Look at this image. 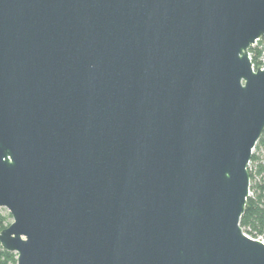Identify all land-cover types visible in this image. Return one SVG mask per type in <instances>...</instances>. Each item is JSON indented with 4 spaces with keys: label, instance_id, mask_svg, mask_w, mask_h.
Returning <instances> with one entry per match:
<instances>
[{
    "label": "water",
    "instance_id": "95a60500",
    "mask_svg": "<svg viewBox=\"0 0 264 264\" xmlns=\"http://www.w3.org/2000/svg\"><path fill=\"white\" fill-rule=\"evenodd\" d=\"M263 39L264 0H0V247L16 264H264L239 226Z\"/></svg>",
    "mask_w": 264,
    "mask_h": 264
},
{
    "label": "trees",
    "instance_id": "16d2710c",
    "mask_svg": "<svg viewBox=\"0 0 264 264\" xmlns=\"http://www.w3.org/2000/svg\"><path fill=\"white\" fill-rule=\"evenodd\" d=\"M252 63L260 56L257 48L249 49ZM250 186L249 196L246 200L244 212L240 218L239 226L243 233L256 238H264V131L257 141L247 169ZM10 217L0 214V232L9 226L7 219ZM0 264H16V255L4 251L0 247Z\"/></svg>",
    "mask_w": 264,
    "mask_h": 264
},
{
    "label": "built area",
    "instance_id": "2783aa9c",
    "mask_svg": "<svg viewBox=\"0 0 264 264\" xmlns=\"http://www.w3.org/2000/svg\"><path fill=\"white\" fill-rule=\"evenodd\" d=\"M263 41H264V39H263ZM253 48H257L260 51V56L255 63H252L251 54L249 53V50H248V57H249V60L251 62L252 71H255L257 67H259L258 69L263 70L264 69V43H262L261 40H257L249 49H253ZM244 235L251 240H255V241H258V242L264 244V238L261 236H258L256 238H252V237L246 235L245 233H244Z\"/></svg>",
    "mask_w": 264,
    "mask_h": 264
},
{
    "label": "rangeland",
    "instance_id": "374dc122",
    "mask_svg": "<svg viewBox=\"0 0 264 264\" xmlns=\"http://www.w3.org/2000/svg\"><path fill=\"white\" fill-rule=\"evenodd\" d=\"M248 166H249V165H248ZM248 166H247V169H248ZM249 194H250V193H249ZM0 214H2L3 216H7L9 213H8V211H7L6 209L1 208V209H0ZM11 222H12L11 217H8V219H7V223L10 225Z\"/></svg>",
    "mask_w": 264,
    "mask_h": 264
}]
</instances>
